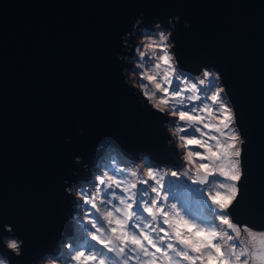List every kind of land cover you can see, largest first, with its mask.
<instances>
[{"label": "water", "instance_id": "95a60500", "mask_svg": "<svg viewBox=\"0 0 264 264\" xmlns=\"http://www.w3.org/2000/svg\"><path fill=\"white\" fill-rule=\"evenodd\" d=\"M157 23L179 64L220 75L243 140L236 216L264 224V0H0V253L10 264H38L63 234L80 238L65 189L92 179L106 141L130 159L176 163L169 125L130 83L126 55Z\"/></svg>", "mask_w": 264, "mask_h": 264}, {"label": "snow or ice", "instance_id": "6c2138e0", "mask_svg": "<svg viewBox=\"0 0 264 264\" xmlns=\"http://www.w3.org/2000/svg\"><path fill=\"white\" fill-rule=\"evenodd\" d=\"M148 47L156 61L155 69L163 67L165 71L162 76L156 71L141 76L143 63L133 69L145 98L142 102L162 125L167 121L169 128L164 129L171 136L169 142H179L178 148H172L176 158L172 165L183 168L179 157L184 153L189 164L195 157L200 158L199 163L194 174L184 171L179 179H173L178 174L172 172L165 183L155 165L148 166L146 174L131 170L122 171L119 178L107 173L94 178L91 188L81 189L80 200H75L89 212L76 222L82 243L74 246L68 242L66 264H264V231H253L236 216L244 175L242 150L237 143L240 135L234 127L237 113L218 83L216 70L201 66L199 79L192 72L185 74L174 62V48L163 32ZM139 57L151 65L147 52H140ZM202 92L212 93L218 122L205 123V117L195 114L198 108L185 107L209 99L206 95L202 99ZM199 111L211 115L207 106ZM198 125L218 135H209ZM198 133L208 139L198 138ZM190 145L204 151L191 150ZM178 186L189 199L173 192ZM65 191L76 195L71 187ZM6 223L9 221L3 220L0 227ZM9 245V249H16V240H10ZM19 251L21 254L20 246Z\"/></svg>", "mask_w": 264, "mask_h": 264}, {"label": "rangeland", "instance_id": "374dc122", "mask_svg": "<svg viewBox=\"0 0 264 264\" xmlns=\"http://www.w3.org/2000/svg\"><path fill=\"white\" fill-rule=\"evenodd\" d=\"M140 30H142V32L140 34H137L136 40L134 41L135 43L132 45L131 48H129V53H127L126 55H127L128 59L132 62V69L130 70V72H131L130 81H131V83H136V86H137L138 90L142 93V91L140 89V80L137 79V76L133 72V69L134 68L139 69V65L141 63H143L145 65V67L143 69H139V71L141 73V76L145 72L148 75H151V73L154 74V71L158 72L159 75H161V76L163 75L165 69L163 67H161L158 70L155 69L156 61L152 57V53H150L151 51L149 50L148 46H149L150 42L158 40V37L160 36L161 32H163V34H165V35H167L169 37V31L167 29L163 28V26L160 25V23H157L156 29L154 31L152 30V33H146V31H148V30H145L144 27L140 28ZM169 43L172 46V41H170V39H169ZM141 45H143V47H141ZM140 52H147L148 53V59L153 61L151 63V65H149L147 60H143V59H141L139 57V53ZM174 55L175 54L173 53V56ZM174 62L176 63V65L178 67H180V69L182 71H184L185 74H187L189 72H192L191 74L193 76H196L197 79L201 78V74H202L203 69H201L199 74H194V71L185 70L183 68V66L176 61V57H175V61ZM216 75L219 76L218 83L220 84L221 87H223V85H222V83L220 81V75L217 72H216ZM181 79L183 80V77ZM144 83H149V82L145 80ZM180 86H181V88H183V87H185V84L182 83ZM202 87H207V85L202 86ZM141 95H143V93ZM200 95H201L202 99L204 98L205 95L209 99H203V103L202 104L200 102L193 101V102H191L190 105H185V107L191 106V107L198 108V111L195 114L205 117V123L218 122V114L216 113L215 108L213 106V102L210 99L212 93L211 92H202V93H200ZM148 105L151 106V104H148ZM205 106H207L208 110L211 112V115H209V112H207V111H205V112L199 111V109H203ZM231 107H232V104H231ZM169 118H171V117H169ZM219 119H223V117H219ZM181 124H183V122H181ZM198 127L203 132L209 133V135H213V136L214 135H218V133H216L214 130L205 129L203 127V125H198ZM234 127H235V130L239 133L238 128L236 126V122L234 124ZM197 135H198V138L208 139V136H200L199 133ZM170 138H171V136H170ZM221 139H223V137H221ZM242 141L243 140L240 137V140L237 142L238 143V147H240L241 150H242V146H241V142ZM209 143L210 144L214 143V141L209 140ZM178 144H179V142L177 141L176 144H174V146L176 148H178ZM189 149H191V150H197L198 149L201 152L204 151V149L199 148L198 145H190ZM242 153H243V150H242ZM185 154L186 153L181 154V156H180V157H182V161H184V167L180 168V167H174L170 163L155 162V161H153L150 158L149 154L145 155L143 153H140L138 155L139 157L137 159H139L140 161L136 160V161H133L132 163H129L131 160L128 161L129 159H127L124 155L120 154L119 150H118V147H116V148L115 147H110V148H106V149L98 147L97 151H96V155L93 156V162L95 161L96 156L99 157V161H98L97 165L95 163L91 164L92 165L91 166L92 179L79 181L75 185L73 184L71 186V188L73 189V192L76 193V195H74V199L75 200H80V196H79L80 190L81 189L89 190L91 188V181L94 178H99L101 173H107V175H109V176H112V175L115 174L117 176V178L120 177L122 171L139 170V171H141V172L146 174L147 171H148V166L155 165L156 167H158L159 174L163 178L162 181H161L162 183H165L169 179L170 174L172 172H176L178 174L177 177H175L173 179H179V174L183 173L184 171H190L191 173L194 174L195 173V166H196L197 163H199V159L200 158L199 157H195L194 158V163L189 164L186 160H184V155ZM123 156H124L125 159L123 158ZM97 169L99 171H97ZM111 169H114L115 172H113ZM241 184H242V181L240 183V188H241ZM97 186L99 187V185H97ZM173 192H176L177 195L182 197V198L189 199V194L186 191H184L182 188H180L179 186L177 187V189L173 188ZM240 194H241V192H240ZM172 202H176V201H172ZM76 206H77L78 213H70L69 214V218H70L73 226L75 227L78 235L80 236V238L79 237H75V236H71V235H67V234H63L61 236L60 241L56 245V248L58 247L56 252H53L52 256H47L45 258H42L41 260H39L38 264H66V259H65L66 255L65 254H68V253H67V251L65 249L67 247L68 242L71 240L73 242L74 246L82 243V236L80 235V231H79L78 226H76V222L78 221V219L80 217L86 216L88 214V212H89V209L85 208L82 203L81 204H76ZM239 219L242 220V221L244 220V222L250 223V218H248L249 220H246V218H239ZM251 226H255V225H251ZM261 226H264V224H258V226H255V228H252V227H250V228H252L253 231H255V232L264 231V229H262ZM65 239H66V242H65ZM245 239L247 241V237H245ZM256 243H257V246H258L259 245V240L258 239H257ZM61 246L63 247V249L61 248ZM61 253H62V255L59 256L58 258H56L57 254L60 255ZM0 258L8 260L7 257L3 253H0Z\"/></svg>", "mask_w": 264, "mask_h": 264}, {"label": "clouds", "instance_id": "9594fccd", "mask_svg": "<svg viewBox=\"0 0 264 264\" xmlns=\"http://www.w3.org/2000/svg\"><path fill=\"white\" fill-rule=\"evenodd\" d=\"M175 20V21H179V17L177 16V17H175V18H172V19H170V23H171V21L172 20ZM137 23H140V22H142L140 19L139 20H137L136 21ZM184 26L185 27H188L189 25H188V22L187 21H185L184 22ZM148 31H150V30H148ZM150 32H152V31H150ZM203 69V68H202ZM195 74V73H194ZM142 94V93H141ZM143 96V95H142ZM110 147H118V144L116 143V141H114V140H111V141H109V142H105V144L102 146V147H100V148H103V149H106V148H110ZM118 150H119V148H118ZM119 152L121 153V151L119 150ZM122 154V153H121ZM138 158V157H137ZM137 158H133L134 160H132V162L133 161H136V160H139V159H137ZM77 159H79V158H77ZM98 161H99V157L98 156H96V159H95V161L93 162V163H95L96 165H97V163H98ZM140 161V160H139ZM77 183V182H76ZM75 183V184H76ZM74 184V185H75ZM68 239V238H67ZM11 240H15V239H11ZM9 241L10 240H8V241H6V243H7V246H9L10 247V245H9ZM65 242H66V239H65ZM16 243H17V248L16 249H11V250H13L15 253H16V255L17 256H19L20 255V251H19V243L16 241ZM22 243V242H21ZM61 248L63 249V247L61 246ZM53 255V254H52ZM51 255V256H52ZM58 255V254H57ZM56 257V256H55ZM0 264H9V262H8V260H6V259H0Z\"/></svg>", "mask_w": 264, "mask_h": 264}, {"label": "bare ground", "instance_id": "6f19581e", "mask_svg": "<svg viewBox=\"0 0 264 264\" xmlns=\"http://www.w3.org/2000/svg\"><path fill=\"white\" fill-rule=\"evenodd\" d=\"M136 37H137V36H136ZM149 52H150V51H149ZM127 53H128V52H127ZM150 53H151V52H150ZM130 62H131V61H130ZM152 62H153V61H152ZM148 66H149V65H148ZM148 66H147V67H148ZM151 67H152V66H151ZM183 68H184L185 70H189V69H186V67H184V66H183ZM131 69H132V62H131ZM131 69H130V70H131ZM147 69H148V68H147ZM151 69H152V68H151ZM151 69H150V70H151ZM130 75H131V72H130ZM151 75H152V73H151ZM130 83H131V81H130ZM170 139H171V138H170ZM171 146H172L173 148L175 147L174 144H172V143H171ZM140 152H141V151H140ZM145 153H148V151H145ZM145 155H146V154H145ZM147 155H148V154H147ZM171 165H172V164H171ZM258 240H259V239H258Z\"/></svg>", "mask_w": 264, "mask_h": 264}, {"label": "trees", "instance_id": "16d2710c", "mask_svg": "<svg viewBox=\"0 0 264 264\" xmlns=\"http://www.w3.org/2000/svg\"><path fill=\"white\" fill-rule=\"evenodd\" d=\"M146 33H152V32H150V31H146ZM120 153V152H119ZM121 154V153H120ZM123 158H124V156H123ZM125 159V158H124ZM127 160V159H126ZM128 161H130V160H128ZM129 163H132V161H130ZM249 227V226H248ZM250 228V227H249ZM66 256L68 255V254H65Z\"/></svg>", "mask_w": 264, "mask_h": 264}]
</instances>
